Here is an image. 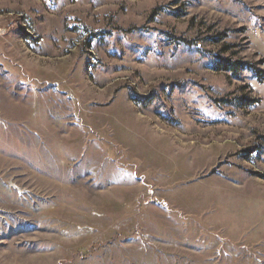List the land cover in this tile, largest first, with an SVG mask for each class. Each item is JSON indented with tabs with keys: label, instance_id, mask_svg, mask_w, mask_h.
Listing matches in <instances>:
<instances>
[{
	"label": "rangeland",
	"instance_id": "1",
	"mask_svg": "<svg viewBox=\"0 0 264 264\" xmlns=\"http://www.w3.org/2000/svg\"><path fill=\"white\" fill-rule=\"evenodd\" d=\"M224 59L264 70V0H0V264H264V80Z\"/></svg>",
	"mask_w": 264,
	"mask_h": 264
},
{
	"label": "trees",
	"instance_id": "2",
	"mask_svg": "<svg viewBox=\"0 0 264 264\" xmlns=\"http://www.w3.org/2000/svg\"><path fill=\"white\" fill-rule=\"evenodd\" d=\"M213 67L215 70L230 72L234 77H239L240 72L242 70H251L259 81L264 80V70L258 69L254 65L249 64L247 62H231L229 60L224 59L216 61Z\"/></svg>",
	"mask_w": 264,
	"mask_h": 264
},
{
	"label": "built area",
	"instance_id": "3",
	"mask_svg": "<svg viewBox=\"0 0 264 264\" xmlns=\"http://www.w3.org/2000/svg\"><path fill=\"white\" fill-rule=\"evenodd\" d=\"M254 34H255V35H258V30H255V31H254Z\"/></svg>",
	"mask_w": 264,
	"mask_h": 264
}]
</instances>
